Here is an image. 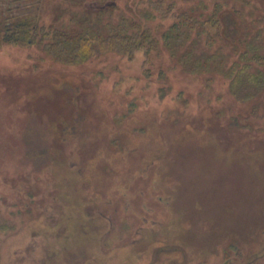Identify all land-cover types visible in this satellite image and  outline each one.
<instances>
[{
	"label": "rangeland",
	"instance_id": "1",
	"mask_svg": "<svg viewBox=\"0 0 264 264\" xmlns=\"http://www.w3.org/2000/svg\"><path fill=\"white\" fill-rule=\"evenodd\" d=\"M215 3L264 47V0H0V29L106 36L122 18L157 40L79 62L38 39L0 45V264H264V101L179 60L217 51L227 68L229 46L192 30L172 54L161 40Z\"/></svg>",
	"mask_w": 264,
	"mask_h": 264
},
{
	"label": "trees",
	"instance_id": "2",
	"mask_svg": "<svg viewBox=\"0 0 264 264\" xmlns=\"http://www.w3.org/2000/svg\"><path fill=\"white\" fill-rule=\"evenodd\" d=\"M164 4V1H162ZM173 2L171 1L165 11H162L161 17H166L168 12L173 10ZM201 8V7H200ZM196 10L197 18L191 13H180L178 23L171 24L166 31L161 35L163 44L168 47L173 54L176 49L182 47L183 43H187L190 31L200 37L206 34L205 40L207 44L220 42V46H229L234 54L236 60L230 64L229 67L223 68L222 64L224 57L220 56L217 51H213L211 56H194L188 49H184L181 54L180 61L190 72H216L222 75L229 82V91L238 102H249L256 99L264 101V54L261 53L264 47L254 44V40L258 37V32L252 35L249 32L240 34L238 27L239 17L236 20V28L227 30L226 19L231 21L235 18L232 10H226L222 3H215L212 10L204 16L201 9ZM158 12V11H157ZM158 12V16H159ZM155 16L152 12L144 13L143 19H151ZM145 17V18H144ZM9 21L0 29V45L2 44H20L27 45L36 44L38 40L44 46H49L56 53L58 57L70 59L73 61H83L86 56L83 54L91 50L100 51L101 48L117 50L122 53L132 54L135 50L144 47H153L157 44V40L153 37L150 29H148L142 20L120 19V24L116 26H109L106 36L104 30L100 29V25L91 28L83 27L80 32H70L69 30H55L54 33L45 34L37 29L36 25H32L26 19L20 20L18 23L13 19L6 18ZM125 24L132 27L133 33L128 34L124 29ZM228 31V33H227ZM3 34V35H2ZM38 39V40H37ZM102 49V51H103ZM221 58L218 63L213 58ZM59 60V59H58ZM71 63L69 61H65ZM222 63V64H221ZM250 69V71H246ZM262 95V96H260ZM264 103V102H263Z\"/></svg>",
	"mask_w": 264,
	"mask_h": 264
},
{
	"label": "bare ground",
	"instance_id": "3",
	"mask_svg": "<svg viewBox=\"0 0 264 264\" xmlns=\"http://www.w3.org/2000/svg\"><path fill=\"white\" fill-rule=\"evenodd\" d=\"M246 182H245V179L243 178V180L242 181H240V185L243 187V186H245L246 184H245Z\"/></svg>",
	"mask_w": 264,
	"mask_h": 264
}]
</instances>
